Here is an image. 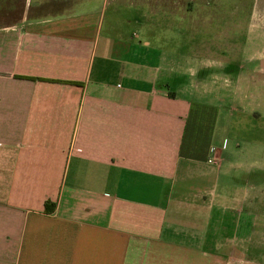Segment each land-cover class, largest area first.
Returning a JSON list of instances; mask_svg holds the SVG:
<instances>
[{
  "label": "crops",
  "instance_id": "0c3cea01",
  "mask_svg": "<svg viewBox=\"0 0 264 264\" xmlns=\"http://www.w3.org/2000/svg\"><path fill=\"white\" fill-rule=\"evenodd\" d=\"M142 1L0 0V264H260L214 149L228 111L128 34Z\"/></svg>",
  "mask_w": 264,
  "mask_h": 264
},
{
  "label": "rangeland",
  "instance_id": "374dc122",
  "mask_svg": "<svg viewBox=\"0 0 264 264\" xmlns=\"http://www.w3.org/2000/svg\"><path fill=\"white\" fill-rule=\"evenodd\" d=\"M146 1L128 9L127 14L138 15L143 24L141 28L128 26V34L137 33L165 53L183 58L173 68L178 76L186 74V83L191 85L180 93L184 97L225 105L228 116L224 113L220 118L214 149L222 152L225 161L223 179L239 186L236 192L226 193L242 197L238 206L235 202L228 208L244 214L245 228L253 229L246 244L260 248L259 253L251 249L245 256L264 264V4L196 0L191 11L183 8L173 16H161L154 0H148L151 5ZM187 1L181 0L182 7ZM119 9L118 17L125 11L122 6ZM237 84L243 86V93Z\"/></svg>",
  "mask_w": 264,
  "mask_h": 264
},
{
  "label": "trees",
  "instance_id": "16d2710c",
  "mask_svg": "<svg viewBox=\"0 0 264 264\" xmlns=\"http://www.w3.org/2000/svg\"><path fill=\"white\" fill-rule=\"evenodd\" d=\"M53 210H54V205L51 204V203H49V202H47V203L45 204V211H46V213H50V212H52Z\"/></svg>",
  "mask_w": 264,
  "mask_h": 264
}]
</instances>
